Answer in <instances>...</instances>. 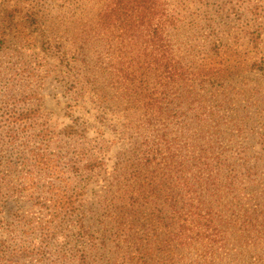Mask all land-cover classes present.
Masks as SVG:
<instances>
[{"label":"rangeland","instance_id":"rangeland-1","mask_svg":"<svg viewBox=\"0 0 264 264\" xmlns=\"http://www.w3.org/2000/svg\"><path fill=\"white\" fill-rule=\"evenodd\" d=\"M119 1L130 0H0V240L24 249L22 264H169L173 244L154 218L110 207L138 162L133 128L148 133L141 123L152 115L129 103L126 69L131 88L152 99L162 91L136 72L153 31L183 68L203 70L200 101L223 117L226 165L260 164L264 188V0H131L127 23ZM138 2L155 5L141 12ZM201 243L212 264H264V241L255 252L230 239ZM41 250L45 262L31 259ZM203 253L194 245L171 256L201 264Z\"/></svg>","mask_w":264,"mask_h":264},{"label":"trees","instance_id":"trees-1","mask_svg":"<svg viewBox=\"0 0 264 264\" xmlns=\"http://www.w3.org/2000/svg\"><path fill=\"white\" fill-rule=\"evenodd\" d=\"M122 4L119 1L121 12L118 14L127 23L135 9L131 0L124 7H121ZM153 5L154 2L149 5L138 2L136 11L151 13ZM149 38V45L145 48L140 45V49L149 50L150 59L141 64L136 72L144 77V83L149 82L152 88L158 86L162 91L152 99L154 91L144 94L143 90L134 86L132 89L130 84L134 79L131 76L135 72L126 69L123 79L128 81L125 83L128 85L123 89L129 103L139 105L147 117L149 110H152V115L146 123H141L150 127L148 133L139 127L141 132L136 131V126L133 128L134 139H140L132 152L138 162L125 168L124 176L128 175L130 179L124 180L126 185L116 183L115 187L125 190L111 200L110 207L115 212L129 213V217L142 218L146 223L149 218H154L170 246L173 244L168 250L169 264H181V259L175 261L171 255H175L177 250H189L194 245L204 250V255H200L201 264H212L209 262L213 255L212 248L201 242L223 243L230 239L235 243L233 246L247 249L251 246L255 252L264 241V188L259 177L261 166L243 160L226 165V158L222 156L225 153L222 149V136L225 133L222 129L225 124L223 117L217 118V112L204 109L200 101V93L206 91L205 86L201 85L205 77L198 75L203 70L183 68L180 61L171 55L170 45H159L157 31L151 32ZM179 83H183L181 89ZM197 85L199 88L196 90ZM167 94L165 114L162 110L165 97L162 96ZM175 101L177 104L171 107ZM156 104H160V107H155ZM198 104L201 106L198 107ZM193 105L197 107L192 108ZM2 123L5 121L0 116ZM150 134L154 135L153 138ZM2 141L0 133V143ZM165 144L169 146L165 147ZM214 145L219 147L214 148ZM170 147H177L179 159L172 154ZM144 172L151 173L149 180ZM145 187L150 191L146 192ZM141 237L145 236L142 234ZM12 238L17 239L16 235ZM143 245L144 241L139 239L136 250L145 256L146 250L141 249ZM23 252L22 247L14 249L6 245L4 239L0 240V264H22L27 260ZM44 254V250L36 254L32 252L31 259L45 262L38 259ZM262 258L258 257L259 260Z\"/></svg>","mask_w":264,"mask_h":264}]
</instances>
